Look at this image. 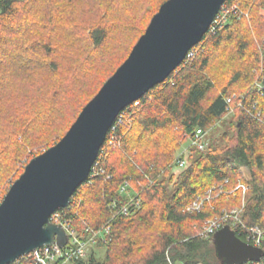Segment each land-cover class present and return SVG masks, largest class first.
<instances>
[{
    "label": "trees",
    "instance_id": "16d2710c",
    "mask_svg": "<svg viewBox=\"0 0 264 264\" xmlns=\"http://www.w3.org/2000/svg\"><path fill=\"white\" fill-rule=\"evenodd\" d=\"M122 1L0 0V155L9 165L0 160V203L25 165L66 134L82 108L128 57L137 41L127 56L108 61L110 74L98 80L94 95L84 104L66 107L70 90L65 77L69 72L78 76L79 71H91V61L111 39V14ZM154 1L152 17L166 0ZM234 3L251 12L260 49L237 28L245 16L233 13L189 50L191 56L164 82L120 112L99 152L98 170L104 173L89 175L70 205L57 209L84 238L91 233L87 228L97 230L110 222L107 243L96 242L98 248H106V255L100 258L93 249L87 258L68 264H222L214 234L202 235L208 219L239 207L241 222L230 219L225 225L240 238L250 242L248 230L264 228V119L255 114L260 111L264 117V89L254 86L259 79L264 84V15L258 13L264 0H227L224 6ZM145 25L139 27V37ZM235 40L237 45H229ZM46 78H55L56 83L46 86L41 95V81ZM58 114L64 117L56 126ZM120 118L125 121L120 123ZM220 122L228 123L232 131L224 134L225 144L190 146L196 157L181 167L184 157L177 156L176 150L190 142L198 128L208 134ZM171 127L175 136L167 133L172 139L164 143L161 134ZM46 142L50 143L36 150ZM24 153L29 156L23 162ZM17 160L22 162L20 167ZM9 169L11 181L6 179ZM175 169H181L177 176ZM170 175L172 193L165 181ZM239 182L249 186L244 200L241 188L232 191ZM125 184L141 204L129 215H117L115 205L128 199V193L121 191ZM204 195L210 199L203 208L189 212L187 206ZM156 215L158 221L153 223ZM190 220L199 224L194 230L187 227Z\"/></svg>",
    "mask_w": 264,
    "mask_h": 264
},
{
    "label": "water",
    "instance_id": "95a60500",
    "mask_svg": "<svg viewBox=\"0 0 264 264\" xmlns=\"http://www.w3.org/2000/svg\"><path fill=\"white\" fill-rule=\"evenodd\" d=\"M227 0H166L128 57L82 108L66 134L34 156L0 203V264L36 248L68 242L51 215L68 207L89 177L115 119L154 86L164 82L199 44ZM194 134V133H193ZM222 264L260 262L264 246L240 238L228 224L213 235Z\"/></svg>",
    "mask_w": 264,
    "mask_h": 264
},
{
    "label": "rangeland",
    "instance_id": "374dc122",
    "mask_svg": "<svg viewBox=\"0 0 264 264\" xmlns=\"http://www.w3.org/2000/svg\"><path fill=\"white\" fill-rule=\"evenodd\" d=\"M155 3L156 2L154 0H124V1H122V4L120 2H118V4H116V6L114 8L115 9L114 15L112 16V14H111V20H110V23L112 25L111 39L106 44L105 50L97 53L98 54L97 60L91 61L93 63V67L90 68L91 71H89V69L86 72L79 71L78 76L76 75V72H73V73L69 72L68 76L65 77L68 80L67 85L69 84V90H70L68 92V88L66 86L68 93L65 96V99H67V100L66 101H65V99L63 100L65 102H67V103H65V104H67L66 107L69 106V107L73 108L77 104H84V102H86L92 95H94L97 92L98 88L100 87L99 86L100 83H98V80L102 76H104V74L106 75L108 72V67H109L108 61L110 59H114V62H115L117 60V58L119 59V57L121 55H125V56L128 55L132 46L134 45V43L139 38V33H138L139 27L142 24L143 25L146 24L144 26L145 27L144 30H146V26L148 25V23L151 19L150 16L152 17V13H151L152 10H151L150 6H153ZM235 4H239V3H235ZM245 12H246V14L243 15L245 17L242 19V21H240V24L237 26V28H239V30L243 36L248 37V39L252 42V44L255 45L254 46L255 48L260 49L259 47H260L261 43H259V45H257L258 40H260V37L258 35V31L256 30V25L254 24V18L252 17L250 11L246 10ZM258 13H259V15H264V9L259 10ZM255 15H257V14H255ZM252 37L254 38V40L252 39ZM261 37L263 38L264 35ZM222 45H228V44L223 43ZM229 45H237L236 40L233 43H230ZM60 56H61V58H65L64 55H62V53H60ZM97 61H100V62L97 63ZM109 74H107V75H109ZM41 83L43 85L42 89H44L43 91L41 90V95H42L45 93V90L47 88L46 86H48L49 88L54 87L53 83H56V81H55V78H46V79H44V81H41ZM254 86L261 88V86L263 87L264 84L259 79V80L255 81ZM66 88L64 87V92L66 91ZM59 111L63 112L64 110H59ZM63 114H65V112ZM231 115H232V113L228 114L227 119H229V120H227V121L231 120ZM57 116H59L57 118L58 122L56 124H54L56 126L59 123V121H61L64 117V116L59 115V114ZM235 119H236V117H235ZM223 123L224 122L218 123V126L216 127V129H214V130L212 129L209 131V133L206 135L207 144H209L211 141H213V146L214 145L215 146L216 145L223 146L225 144L224 134L226 132H228L231 135L232 131L230 130L228 123L225 126L223 125ZM56 126H54V128ZM67 128H68V126H67ZM66 129L62 133H64L66 131ZM174 129L175 128L171 127L167 130H163V133L161 134V135H163V138H161V137L160 138L162 140H164V143L167 142L168 140H170V138L172 139V137L167 133L172 132L175 136ZM46 131L51 132L50 130H46ZM157 138H158V136L154 137V139H157ZM133 140L135 142V139H133ZM48 143H50V142H46L42 146L41 145L36 146V150H41L43 148V146L47 145ZM132 144H134L133 141H132ZM7 150L12 151V149H7ZM28 150H29V147H28ZM190 151H191V147L189 146V141H188V142H185V144H183L178 150H176V153H177V156L183 155L184 159L188 163V161L190 160L191 157H193V156H194V158L196 157V155H195L196 152H192V151L190 152ZM2 152H6V151H2ZM28 156H29V153H28V155H26V157H25V153H24L23 158H22V159H24L23 162L27 159ZM0 160L5 164L6 167L7 166L9 167V165L6 164V158L4 156L0 155ZM16 164H17V167H20L22 162L21 161L19 162V160H17ZM180 171H181V169H175L174 170L175 175L177 176L180 173ZM243 171L246 174V178H250V171L245 167H243ZM6 175H7L6 179L8 177H10L9 176V175H11L10 169L6 173ZM170 177H171V175L168 176L165 181H166V185L168 186V188L170 190V193H172L174 189L172 186L173 183H170V181H169ZM11 180H12V176L10 177V180H8V181H11ZM244 183L245 182H239L237 184V186L234 187V189L232 190L234 192V190L241 188L242 192H243V197H242L243 200L245 199L246 192L249 189V186L246 183L245 184ZM201 197H202V199H204V197H206V196L204 195ZM209 199H206L203 202V205L201 206L202 208L205 205L206 201H208ZM234 211H236V214H238V216H239V212H240L239 207H235L231 210V212H234ZM226 212H230V211H226ZM153 219H154L153 223H154V221H158L157 215L155 217H153ZM211 219H214V218H211ZM211 219H208L206 221V224ZM187 223L189 224L187 227H191L193 230H194L195 226L197 228V225H199V224H197L198 222H196L194 220H190ZM110 234H111V231H110ZM110 234L106 235V239L101 240V242L107 243V240L109 239ZM98 241H100V240H98ZM263 246H261V247H263ZM93 249L97 251L96 253L100 258L105 257V255H106V248L105 247L98 248L97 244H95L94 246L91 247V251ZM90 252H89V254H90ZM262 260H264V258ZM257 263H259V262H257Z\"/></svg>",
    "mask_w": 264,
    "mask_h": 264
},
{
    "label": "built area",
    "instance_id": "2783aa9c",
    "mask_svg": "<svg viewBox=\"0 0 264 264\" xmlns=\"http://www.w3.org/2000/svg\"><path fill=\"white\" fill-rule=\"evenodd\" d=\"M225 5V4H224ZM222 6L219 13L216 15L213 23L211 24L209 30L212 32H215L217 28L222 26L224 23L227 22L228 17L234 13V15L242 16L246 14L245 11L242 10V8L239 6V4H233L228 6ZM191 53H187V57H190ZM264 89V86L262 87ZM235 97V95L233 96ZM232 97L228 98V101L230 102ZM135 104L138 103V100L134 102ZM132 105V104H131ZM130 107V105L128 106ZM127 108V107H126ZM125 108V109H126ZM124 110V109H123ZM122 110V111H123ZM120 114V113H119ZM260 119H264L261 115V112L255 113ZM118 117V116H117ZM125 119L120 118L119 122L123 123ZM112 128V127H111ZM111 130V129H110ZM206 135L207 133L202 129L198 128L196 132H194L193 136L190 138L189 146H196L199 149H204L206 145ZM183 156V155H182ZM186 160L183 158L180 160V166L185 165ZM99 169V160L95 161L94 165L92 166L91 172L89 175L92 176H98L99 173H104L103 170ZM122 192L128 193V184H125L121 188ZM127 201H125L121 206L115 205L118 207L117 215H129L130 212H132L135 208H138L141 204L140 199L137 198V195H131L128 193L127 195ZM209 199L208 197H197V199L193 200L187 207V210L190 212L193 211H199L201 210V206L203 205V202ZM230 219H235L236 223L241 222L238 214H236V211L234 212H225L223 216L218 217L216 216L214 219H211L208 221L207 226L202 232V235H210L214 234L218 229L223 227L225 225V222H227ZM52 222L56 224L62 225L66 233L68 235V242L64 247H60L57 244H50V245H44L42 247L36 248L32 252L21 256L14 262L10 264H68L72 261L78 260V259H85L88 257L89 252L91 251V247L96 244V242L99 239H106V235L110 234L111 231V223H107L105 226H103L100 229H91L87 228V230H90V235L84 238L82 235L78 233V231L72 227L70 222L63 219L62 214L59 211H55L51 215ZM248 233V240L253 243L256 246H263L264 245V228L260 227H253L250 228ZM264 261V260H262ZM260 261V262H262ZM257 262H247L245 264H253ZM264 264V263H263Z\"/></svg>",
    "mask_w": 264,
    "mask_h": 264
},
{
    "label": "bare ground",
    "instance_id": "6f19581e",
    "mask_svg": "<svg viewBox=\"0 0 264 264\" xmlns=\"http://www.w3.org/2000/svg\"><path fill=\"white\" fill-rule=\"evenodd\" d=\"M233 14V13H232ZM186 150V149H185Z\"/></svg>",
    "mask_w": 264,
    "mask_h": 264
}]
</instances>
